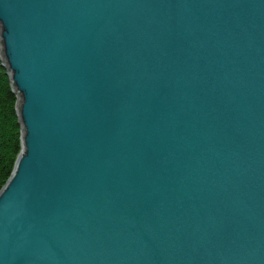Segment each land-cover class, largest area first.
<instances>
[{
  "label": "water",
  "instance_id": "water-1",
  "mask_svg": "<svg viewBox=\"0 0 264 264\" xmlns=\"http://www.w3.org/2000/svg\"><path fill=\"white\" fill-rule=\"evenodd\" d=\"M0 42V264H264V0H0Z\"/></svg>",
  "mask_w": 264,
  "mask_h": 264
},
{
  "label": "trees",
  "instance_id": "trees-1",
  "mask_svg": "<svg viewBox=\"0 0 264 264\" xmlns=\"http://www.w3.org/2000/svg\"><path fill=\"white\" fill-rule=\"evenodd\" d=\"M18 94L3 63L0 42V190L12 174L22 150Z\"/></svg>",
  "mask_w": 264,
  "mask_h": 264
}]
</instances>
